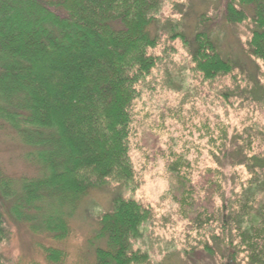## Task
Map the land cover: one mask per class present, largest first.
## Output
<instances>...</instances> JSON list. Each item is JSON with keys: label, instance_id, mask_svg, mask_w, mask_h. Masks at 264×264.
<instances>
[{"label": "trees", "instance_id": "16d2710c", "mask_svg": "<svg viewBox=\"0 0 264 264\" xmlns=\"http://www.w3.org/2000/svg\"><path fill=\"white\" fill-rule=\"evenodd\" d=\"M188 1L187 10L175 14L181 18L170 22L163 0H0V133L22 143L25 160L39 171L14 178L0 162V249L11 236L10 222L19 223L46 240L47 264H61L66 253L46 244L70 237L79 203L93 190L134 178L135 110L143 85L163 63L156 54L163 42H181L192 73L203 80L239 70L205 27L214 16L208 3L228 25H249L245 55L264 63V0ZM103 56L107 62L97 59ZM249 159L248 196L235 201L226 200L221 171L207 169L194 181L184 158L174 157L167 167L188 226L204 231L218 223L222 232L235 231L249 264H264V202L255 211L256 197L264 200V156ZM111 206L100 218L96 238L104 244L95 249L96 264H149L134 243L143 238L152 210L119 195ZM213 239L224 244L225 264L239 263L233 241L225 246L224 236ZM200 246L184 251L191 263L200 249L212 254L208 244Z\"/></svg>", "mask_w": 264, "mask_h": 264}, {"label": "rangeland", "instance_id": "374dc122", "mask_svg": "<svg viewBox=\"0 0 264 264\" xmlns=\"http://www.w3.org/2000/svg\"><path fill=\"white\" fill-rule=\"evenodd\" d=\"M189 5L188 0H163L164 21H177L180 16L175 14L181 9L185 12ZM217 8L215 3H208L207 12L214 16L205 27L213 34L221 54L237 62L239 70L228 77L206 81L192 73L181 42H163L157 48L163 63L143 85L135 110L130 145L134 178L128 185L93 190L79 203L69 220L70 237L62 243L46 244L66 253L61 264H96L95 249L104 244L96 238L100 218L111 210L113 198L118 195L152 210L143 238L134 243L135 249L149 255V264H225L224 244L221 247L213 239L218 236H224L225 246L233 241L238 248V264H249L235 231L222 232L218 223L204 231L188 226L173 200V176L167 167L174 157L184 158L191 165L185 170L194 181L207 169L221 171L226 200L235 201L248 196L243 192L253 178L244 165L250 164L251 155L264 156V63L253 62L245 55L249 25H228ZM97 59L108 61L106 56ZM68 77L72 78L69 72ZM110 84L111 80L106 85ZM27 151L22 143L0 133V162L12 177L38 175V169L24 158ZM79 153L87 152L79 148ZM256 199L255 211L260 212L264 200L261 196ZM9 226L11 236L0 249L1 264H47L41 250L46 240L23 224L10 222ZM199 243L202 247L208 244L212 254L200 249L193 253L191 263L184 251L198 249Z\"/></svg>", "mask_w": 264, "mask_h": 264}]
</instances>
